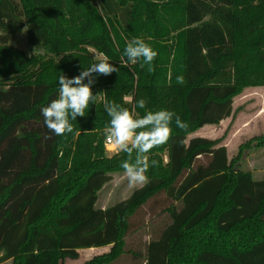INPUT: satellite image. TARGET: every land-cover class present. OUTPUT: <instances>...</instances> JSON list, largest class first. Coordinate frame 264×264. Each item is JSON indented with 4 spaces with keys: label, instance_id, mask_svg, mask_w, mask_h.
<instances>
[{
    "label": "trees",
    "instance_id": "1",
    "mask_svg": "<svg viewBox=\"0 0 264 264\" xmlns=\"http://www.w3.org/2000/svg\"><path fill=\"white\" fill-rule=\"evenodd\" d=\"M24 32L47 56L11 44ZM136 37L158 53L152 72L142 60L120 67ZM91 49L119 72L96 77V103L57 136L41 109L62 73L97 62ZM248 86H264V0H0V263L60 264L109 246L83 264H119L132 217L164 192L169 222L135 252L144 264H264V176L236 166L219 140L190 137L230 117ZM106 102L139 117L167 109L188 128L173 122L168 142L147 154L158 162L148 183L101 208L99 191L128 159L106 155Z\"/></svg>",
    "mask_w": 264,
    "mask_h": 264
},
{
    "label": "clouds",
    "instance_id": "2",
    "mask_svg": "<svg viewBox=\"0 0 264 264\" xmlns=\"http://www.w3.org/2000/svg\"><path fill=\"white\" fill-rule=\"evenodd\" d=\"M158 53L143 38L136 37L127 43L120 67H126L129 63L135 64L142 60L148 65V71H154L153 61ZM118 73L119 68L109 62L108 58H97L87 69L72 78L65 74L58 77L59 93L48 106L41 109L46 127L57 136H64L74 132L71 121L77 117H85L86 110L97 101L98 94H93L92 86L96 83L97 76H108ZM95 74V75H94ZM85 80L87 82L85 83ZM177 83L183 85L184 77L178 76ZM130 99V98H125ZM146 100L137 101L139 108L146 107ZM105 111L111 118L109 125L105 127L104 134L109 144L117 150L127 154L121 167L128 179L130 186L145 185L149 181L147 172L150 167L156 166L157 161H149L147 155L153 148L164 145L171 138L172 124L181 130H187L188 124L173 111L161 109L147 111L142 117L133 114L128 108L115 102H106ZM133 153L135 157L133 159Z\"/></svg>",
    "mask_w": 264,
    "mask_h": 264
},
{
    "label": "rangeland",
    "instance_id": "3",
    "mask_svg": "<svg viewBox=\"0 0 264 264\" xmlns=\"http://www.w3.org/2000/svg\"><path fill=\"white\" fill-rule=\"evenodd\" d=\"M11 44L17 49L23 50L29 56L35 54L44 57L47 54L43 49L34 48L28 44L26 32L17 36ZM91 51L96 57H101L95 50L91 49ZM50 57H54V55H50ZM126 97L130 99L126 100ZM120 99L128 105H134L132 95L122 92ZM133 114L139 117L137 109L133 108ZM190 137H206L219 140L220 144L227 147L229 159L238 160L236 166L244 170H250L256 179L263 178L264 86L245 87L235 96L233 112L230 117L224 119L218 125H206L199 128L193 131ZM104 146L108 157L118 153L113 145L106 144L105 140ZM165 160H167L166 156ZM205 161L204 157L200 158V162ZM142 186H130L124 170L115 171L112 174V179L99 191L97 207L107 208L125 200L134 190ZM170 203L171 201L162 192L137 211L135 216L132 217V227L126 238L129 252L125 254L119 264H144L143 258L136 257L135 252L142 253L144 245L156 235V232L164 224L169 222V216L165 208ZM109 250V246L83 248L79 250L78 258L65 257L60 261V264H83L94 256ZM0 264H12V261H3Z\"/></svg>",
    "mask_w": 264,
    "mask_h": 264
},
{
    "label": "built area",
    "instance_id": "4",
    "mask_svg": "<svg viewBox=\"0 0 264 264\" xmlns=\"http://www.w3.org/2000/svg\"><path fill=\"white\" fill-rule=\"evenodd\" d=\"M105 142H106V144H109V143L107 142V140H106V137H105Z\"/></svg>",
    "mask_w": 264,
    "mask_h": 264
}]
</instances>
